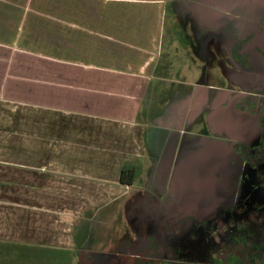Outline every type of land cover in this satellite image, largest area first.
I'll list each match as a JSON object with an SVG mask.
<instances>
[{
    "label": "crops",
    "instance_id": "0c3cea01",
    "mask_svg": "<svg viewBox=\"0 0 264 264\" xmlns=\"http://www.w3.org/2000/svg\"><path fill=\"white\" fill-rule=\"evenodd\" d=\"M166 8L165 0H0V252L9 249L0 261L39 264L44 251H62L84 264V231L132 195L123 171L141 174L170 148L176 105L186 111V102L168 100L159 120L145 103L163 70Z\"/></svg>",
    "mask_w": 264,
    "mask_h": 264
},
{
    "label": "flooded vegetation",
    "instance_id": "af4514ba",
    "mask_svg": "<svg viewBox=\"0 0 264 264\" xmlns=\"http://www.w3.org/2000/svg\"><path fill=\"white\" fill-rule=\"evenodd\" d=\"M224 4L225 10L214 3L198 7L191 22L194 42L204 43L218 64L216 79L205 77L204 60L198 68L202 81L192 73L190 82L217 91L207 93L209 123L205 134L200 129L216 136L217 145L194 148L189 110L176 105V115L187 122L175 131V152L183 155L176 169L184 176L174 184L186 192L183 186L195 175L198 186L184 197L170 193L169 201L155 195L157 204L162 200L169 207L152 202L131 239L135 245L122 241L124 250L109 251L94 264H264V2ZM203 152V160L194 158Z\"/></svg>",
    "mask_w": 264,
    "mask_h": 264
},
{
    "label": "rangeland",
    "instance_id": "374dc122",
    "mask_svg": "<svg viewBox=\"0 0 264 264\" xmlns=\"http://www.w3.org/2000/svg\"><path fill=\"white\" fill-rule=\"evenodd\" d=\"M165 1L167 2V8L165 12L164 43L161 59L163 70L159 72V76L161 75L158 80L159 82L151 85V87L154 88L152 91L153 98L152 101L145 102L150 106L147 107L146 110H151L150 113H152L153 120H159L161 118L163 119L162 114L165 112L168 103L172 102L174 105L175 102H186L184 108L187 107L186 111L189 110L191 115L190 119L192 120L193 142H191L193 143V147H199L200 145L198 143L201 142L208 144V146H216L217 137L213 135H204L207 131H202V128L209 123L206 114L211 110L209 107L210 98L207 97V93L209 94V97H211L213 94H216L217 91H203L196 86H191L189 83L186 96L181 92V98L178 96V90L180 88L177 87L180 82H183L186 78L188 79V77H190V72L191 74L193 73V76L197 78L198 82L202 81L203 78L201 74H198V68L204 64V60L207 61V63H205V71L203 70L205 77L208 74L210 79H216L217 76L218 68L216 69V67L218 64L217 62L212 61L210 50L208 51L207 47L204 46V43L197 41L194 42L196 31L195 26L191 24L193 17L192 14L200 11L198 6L199 1L201 0ZM203 1L204 4L214 3L215 8L217 6L220 8L225 6L223 10L227 9V5L224 3L228 0ZM256 1L264 2V0ZM179 5L180 7L177 10V6ZM187 6H192V8H188ZM215 12L219 14L218 9H215ZM187 13L191 18L190 20H187L185 17ZM191 66L194 67L191 69ZM168 100H170V102H167ZM164 117L166 118L167 116L164 115ZM182 121L183 120L180 117H173V126L176 130ZM200 129L204 134H202ZM186 134L187 133L185 132L182 138H186ZM177 137L178 135L174 134L170 148L165 154H162L159 161L154 162L153 159L150 158L146 168L141 171V174L138 170L136 176H134V184L130 185V188L133 189L131 197L115 200L109 203L108 209H104L105 212L109 211V214L104 213L102 217L99 216V219L102 220V222L92 224L89 232L84 231V235H87L91 241L86 244L88 247L87 254H89L84 258V264H94L97 261L96 259H92L89 255L90 252L93 253V251L99 250V248L102 249L103 247L104 249H109V251H116L124 250L126 244L135 245L131 239L136 237L139 228L138 224L142 220H145L143 213L147 214L149 212L151 209L150 204L154 202V206L158 208L162 207L163 204L169 207V205L162 200L160 201L161 204H157V196L164 195L162 197L164 198L166 195V200L169 201L170 193L178 192L176 194L178 195L177 197L180 198L184 197L185 194H191V192L196 190L198 184L196 183V179L192 180L196 177L195 175L192 176L191 180L188 178L187 185L183 186L186 188V192L180 191V188L174 184V182H178V179L180 180L181 176H184L182 171H180L181 169H176L178 165L181 164V159L183 157L180 153L176 154L175 152L176 148H178V143L175 144L174 140L177 139ZM179 140L180 136L178 138V141ZM192 143L189 144V147ZM201 155L205 158L204 152L198 154L197 157L195 155L193 156L197 159L199 156L201 157ZM203 157H201V160L204 159ZM158 193L159 195H157ZM157 225L158 224H155L154 227L157 228ZM93 235L101 236L102 240L99 244L92 242ZM122 241L124 242V246L120 247V242ZM139 241H142V238H139ZM8 253L9 249L7 248H4L0 252L2 256L7 255ZM105 256L106 255L101 254L98 262H103ZM4 260L0 261V264H4V262L5 264L11 263L9 260ZM61 260L64 262H61ZM42 261L43 262L39 264H77L74 253L65 254L62 251H60L59 254H54L51 251H44ZM27 264L37 263L29 262Z\"/></svg>",
    "mask_w": 264,
    "mask_h": 264
},
{
    "label": "trees",
    "instance_id": "16d2710c",
    "mask_svg": "<svg viewBox=\"0 0 264 264\" xmlns=\"http://www.w3.org/2000/svg\"><path fill=\"white\" fill-rule=\"evenodd\" d=\"M134 174L132 170H124L122 173L121 181L125 185H132Z\"/></svg>",
    "mask_w": 264,
    "mask_h": 264
}]
</instances>
